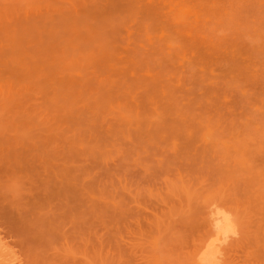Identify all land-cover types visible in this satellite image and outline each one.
<instances>
[{
	"label": "rangeland",
	"instance_id": "1",
	"mask_svg": "<svg viewBox=\"0 0 264 264\" xmlns=\"http://www.w3.org/2000/svg\"><path fill=\"white\" fill-rule=\"evenodd\" d=\"M212 209L264 264V0H0V264H196Z\"/></svg>",
	"mask_w": 264,
	"mask_h": 264
},
{
	"label": "bare ground",
	"instance_id": "2",
	"mask_svg": "<svg viewBox=\"0 0 264 264\" xmlns=\"http://www.w3.org/2000/svg\"><path fill=\"white\" fill-rule=\"evenodd\" d=\"M184 10L180 8V11L184 13L182 15L189 12ZM209 222L210 232L196 251V264H217L221 256V246L226 244L231 235L235 233L233 220L215 209L210 212ZM7 264H15V262Z\"/></svg>",
	"mask_w": 264,
	"mask_h": 264
}]
</instances>
